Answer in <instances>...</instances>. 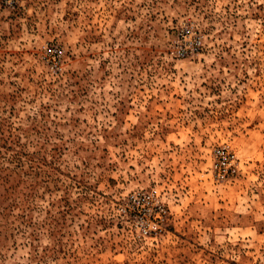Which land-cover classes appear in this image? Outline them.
<instances>
[{
  "label": "rangeland",
  "instance_id": "obj_1",
  "mask_svg": "<svg viewBox=\"0 0 264 264\" xmlns=\"http://www.w3.org/2000/svg\"><path fill=\"white\" fill-rule=\"evenodd\" d=\"M0 264H264V0H0Z\"/></svg>",
  "mask_w": 264,
  "mask_h": 264
},
{
  "label": "built area",
  "instance_id": "obj_2",
  "mask_svg": "<svg viewBox=\"0 0 264 264\" xmlns=\"http://www.w3.org/2000/svg\"><path fill=\"white\" fill-rule=\"evenodd\" d=\"M178 55L185 57L186 52L181 51ZM211 156L212 160L209 164L211 177L218 182L229 180L233 176L235 170V158L233 152L226 146H222L212 150ZM152 233H154V229L152 230Z\"/></svg>",
  "mask_w": 264,
  "mask_h": 264
}]
</instances>
